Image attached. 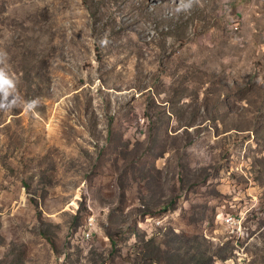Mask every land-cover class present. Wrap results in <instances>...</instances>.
I'll return each mask as SVG.
<instances>
[{
    "label": "rangeland",
    "instance_id": "374dc122",
    "mask_svg": "<svg viewBox=\"0 0 264 264\" xmlns=\"http://www.w3.org/2000/svg\"><path fill=\"white\" fill-rule=\"evenodd\" d=\"M0 70V264H264V0H0Z\"/></svg>",
    "mask_w": 264,
    "mask_h": 264
},
{
    "label": "clouds",
    "instance_id": "9594fccd",
    "mask_svg": "<svg viewBox=\"0 0 264 264\" xmlns=\"http://www.w3.org/2000/svg\"><path fill=\"white\" fill-rule=\"evenodd\" d=\"M18 97L15 95V81L3 70H0V107L9 108L16 104ZM34 100L24 102L25 109H30Z\"/></svg>",
    "mask_w": 264,
    "mask_h": 264
},
{
    "label": "bare ground",
    "instance_id": "6f19581e",
    "mask_svg": "<svg viewBox=\"0 0 264 264\" xmlns=\"http://www.w3.org/2000/svg\"><path fill=\"white\" fill-rule=\"evenodd\" d=\"M228 220V219H227ZM235 223V222H234Z\"/></svg>",
    "mask_w": 264,
    "mask_h": 264
}]
</instances>
